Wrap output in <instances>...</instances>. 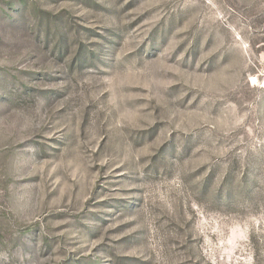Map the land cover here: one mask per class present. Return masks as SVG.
<instances>
[{
	"label": "rangeland",
	"instance_id": "1",
	"mask_svg": "<svg viewBox=\"0 0 264 264\" xmlns=\"http://www.w3.org/2000/svg\"><path fill=\"white\" fill-rule=\"evenodd\" d=\"M0 264H264V0H0Z\"/></svg>",
	"mask_w": 264,
	"mask_h": 264
}]
</instances>
